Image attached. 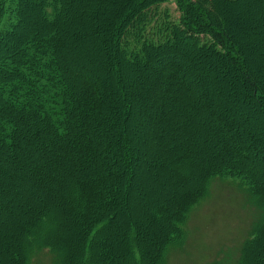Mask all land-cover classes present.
<instances>
[{
    "label": "trees",
    "instance_id": "trees-1",
    "mask_svg": "<svg viewBox=\"0 0 264 264\" xmlns=\"http://www.w3.org/2000/svg\"><path fill=\"white\" fill-rule=\"evenodd\" d=\"M54 1L57 7L49 18L48 0H15L13 18L0 32V160L26 154L25 159H16V167L27 171L34 195H42L40 200L27 197L29 209L16 225L17 234L1 248L3 261L37 264L36 258L45 252L50 264H123L122 259L127 264H165L169 249L182 243L183 223L191 207L208 192L213 179L227 174L241 178L239 185L260 211L258 223L243 242L239 264L263 261L262 167L247 148L236 149L229 137L238 129L229 126L224 116L219 115L211 131L220 133L226 125L229 140L215 146L211 137L216 133L198 137L186 123L181 127L186 119L167 102L192 95L197 118L218 114L206 97L189 86L182 60L194 57L192 64H208L209 71L199 75L203 81L211 71L238 73L243 92L264 115V75L251 71L247 56L252 53L239 37L231 13L251 3L260 6L264 0H172L179 18L165 22L155 37L146 35L148 24L154 10L169 0H122L111 6L112 14L108 9L102 13L108 11L107 21L95 25L93 36L99 37L103 50L92 52L90 70L82 67L81 55L71 54L69 18L74 0ZM8 3L0 0V24ZM131 31L136 45L127 48ZM78 35L85 42L83 31ZM150 71L156 74L146 77ZM97 73L105 77L96 79ZM180 81L186 89L177 92L174 85ZM142 100L150 102L143 109L147 121L157 122L163 126L159 132L169 135L152 142L149 131L143 138L148 137L149 146L162 157L161 183L169 187L164 193L171 200L165 195L147 198L144 214L128 210L119 216L122 202L117 190L129 187L134 169L141 171L139 176L144 174L137 155L144 148L137 149L134 136L120 129V121L132 116L133 103ZM113 116L114 121H109ZM107 123H115V131L105 133L104 141L100 131ZM191 124L196 126L194 121ZM0 177L6 178V172L0 171ZM5 192L0 187V198ZM31 204L35 206L30 208ZM148 225L157 228L150 234Z\"/></svg>",
    "mask_w": 264,
    "mask_h": 264
},
{
    "label": "rangeland",
    "instance_id": "rangeland-1",
    "mask_svg": "<svg viewBox=\"0 0 264 264\" xmlns=\"http://www.w3.org/2000/svg\"><path fill=\"white\" fill-rule=\"evenodd\" d=\"M121 1L74 0L71 18H69L70 26H72L71 31L73 32L72 39L74 40L71 45V54L81 55L85 59L82 62V67L85 70H90L91 68L89 59H92V52L94 53L97 48L98 50H103L100 48L99 37L93 36L96 23H101V19L107 21L108 19H105L106 13L108 11L111 13V6L118 5ZM14 3L15 0H9L7 4L6 13L0 24V32L7 24V20L10 17L13 18ZM56 7L57 4L54 0H48L45 11L49 18H53ZM106 9L108 11L103 15L102 13ZM79 13H83L82 17H80ZM231 13H233V16L235 15V26L239 37L242 42L247 44L248 52L252 53V57L247 56L249 65L253 67L251 71L254 74L261 75L262 73L264 75V4L256 6L251 3L249 6H239L235 10L233 9ZM165 18H168V20L166 21ZM178 18L179 12L174 1L169 0L159 5L154 10L146 35L158 36L163 31L165 22L177 21ZM31 21L33 23L32 19ZM79 31H83L85 34L87 38L85 42L80 41L82 35H78ZM127 40L128 42L125 45L127 48L129 46L131 48L135 47L133 31L129 33ZM192 60L194 62L196 58L188 57L182 60V64H185L187 68L186 78H188L189 86L193 88L194 93L206 97L209 103H212L216 108L218 114L211 117L207 116V119L197 118L199 114L195 111L197 105L192 103V95L179 102L176 100L168 101L167 106L177 108L176 110L174 109L176 115H181V118L186 119L180 122L179 125L182 127L186 123L190 131L195 133V135L197 133L196 136L198 137H203L204 135L208 137L209 135L207 134L216 133V135L211 137L212 144L215 146H220L224 141L227 142L231 139L235 143L237 150L247 148L254 163L260 165L264 173V115L255 110L247 94L243 92L244 85L240 82V75L233 72L227 74L226 71L222 73L217 70L216 72L211 71L208 80L203 81L199 75L209 71L208 64L205 62L192 64ZM157 65L161 67L159 61H157ZM154 67L157 69L156 66ZM154 74L156 72L150 71L145 76L153 77ZM94 77L98 79L105 76L97 73ZM197 77H199V80ZM193 78H196V81H193ZM142 81L144 85H147L146 78L142 79ZM174 88L177 92H182L186 89L181 81L175 84ZM106 90L108 89L106 88ZM133 105L135 112H133L132 116L129 115L124 123L120 121V129L126 128L134 136L137 142V149L140 147L144 148L143 150L138 149L137 154L139 165L144 169V174L139 176L141 171L134 169L129 187L117 190L121 194L120 202H122L119 216L127 214L128 210L132 212L134 210L135 212L140 211V214H144L145 205L143 203H149V200H155L159 195H165L164 199L171 200V195L164 193L169 187L161 183L162 175H165L162 170L161 173L159 172L162 157L157 156L153 146H149L148 137L145 138L144 136L143 138V134L149 131L153 132L151 136L152 142L155 138L162 140L165 137H169V135H167V131L164 134L159 132V129L163 128V126L157 122L147 121L146 111L143 109L150 106L148 100H142L141 102L133 103ZM219 115L224 116L226 123H229V126L233 129H238V132L234 133L229 139L225 135L226 125H222L220 133L211 131L212 127L217 125ZM114 119L115 116L108 120L114 121ZM202 120L207 122L205 126L201 123ZM191 121H194L196 126H193ZM31 124L33 125V122ZM110 124L107 123L100 131V137L104 141L110 130L112 132L115 131V123ZM146 129L147 131H145ZM48 138L54 141L51 133H49ZM56 147H58L57 143H55ZM256 149H259V153ZM26 156V154L23 156L5 155L0 160V171L6 172V178L0 177V187L4 186L6 190L4 197L0 198V264H10L8 261H3L4 255L1 248L3 243L6 240L8 241L7 238L17 234L15 231L16 225L23 222L21 219H24V213L29 209L27 197L34 196L40 200L39 197L42 196L34 195L35 192L31 187V181L25 176L27 171L21 167H16V159L18 157L25 159ZM115 164L117 169L122 168L121 163L116 162ZM240 183L241 178L231 177L229 174L211 181L208 192L202 195L187 213L183 223L184 234L182 243L169 249L165 264H239L243 242L250 236L252 227L260 219V211L250 202L249 195L241 188ZM14 188L15 191H13ZM135 202L137 203L135 204ZM32 205L30 208H32ZM148 226L150 227V230H148L150 234L153 232L152 230L157 228L156 225ZM107 250L109 251V248ZM258 261L261 264L264 260L259 259ZM127 262V259H122L123 264H127ZM36 263L50 264L49 254L41 253L36 258Z\"/></svg>",
    "mask_w": 264,
    "mask_h": 264
}]
</instances>
